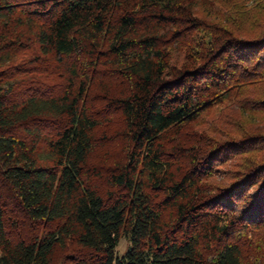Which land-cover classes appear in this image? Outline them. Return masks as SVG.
Here are the masks:
<instances>
[{
    "label": "trees",
    "instance_id": "obj_1",
    "mask_svg": "<svg viewBox=\"0 0 264 264\" xmlns=\"http://www.w3.org/2000/svg\"><path fill=\"white\" fill-rule=\"evenodd\" d=\"M0 264H264V0H0Z\"/></svg>",
    "mask_w": 264,
    "mask_h": 264
},
{
    "label": "rangeland",
    "instance_id": "obj_2",
    "mask_svg": "<svg viewBox=\"0 0 264 264\" xmlns=\"http://www.w3.org/2000/svg\"><path fill=\"white\" fill-rule=\"evenodd\" d=\"M22 58H25V56H23ZM232 113V112H231ZM218 113L216 112H212L210 113L205 119H204V124L201 125L202 128L208 127L206 125L207 122L209 123H214L216 126L218 125L217 122H215L216 118H217ZM219 117V116H218ZM221 126V125H220ZM218 126V127H220ZM128 248V239L125 236H122V238L120 239L119 242V246L117 248V253L119 256L123 255L126 250Z\"/></svg>",
    "mask_w": 264,
    "mask_h": 264
}]
</instances>
